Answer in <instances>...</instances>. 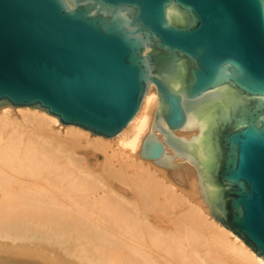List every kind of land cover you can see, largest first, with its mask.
Returning a JSON list of instances; mask_svg holds the SVG:
<instances>
[{
  "label": "water",
  "instance_id": "obj_1",
  "mask_svg": "<svg viewBox=\"0 0 264 264\" xmlns=\"http://www.w3.org/2000/svg\"><path fill=\"white\" fill-rule=\"evenodd\" d=\"M151 85L140 156L264 259V0H0V106L112 137Z\"/></svg>",
  "mask_w": 264,
  "mask_h": 264
},
{
  "label": "bare ground",
  "instance_id": "obj_2",
  "mask_svg": "<svg viewBox=\"0 0 264 264\" xmlns=\"http://www.w3.org/2000/svg\"><path fill=\"white\" fill-rule=\"evenodd\" d=\"M156 103L151 85L110 138L0 106V264H264L209 214L194 168L179 184L140 156Z\"/></svg>",
  "mask_w": 264,
  "mask_h": 264
},
{
  "label": "rangeland",
  "instance_id": "obj_3",
  "mask_svg": "<svg viewBox=\"0 0 264 264\" xmlns=\"http://www.w3.org/2000/svg\"><path fill=\"white\" fill-rule=\"evenodd\" d=\"M9 108H12V111H14V110H17V107L19 108V106H17V107H13V106H8ZM23 107V106H22ZM61 125L63 126L64 124H62L61 123ZM123 130V129H122ZM88 131V130H87ZM178 133H182V134H190V132L188 131H179ZM88 134H90V135H93V134H91L89 131H88ZM117 135V134H116ZM115 135V136H116ZM112 137H114V136H112ZM110 138V137H109ZM98 158L99 159H101V156L100 155H98ZM96 161V158L95 157H93V156H90V162H91V164L92 163H94ZM186 165H187V167H190V168H192L193 169V167H192V165H190V164H188V163H185ZM112 183H114V186L117 188V189H119V188H121V187H123V185L122 184H120V183H118L117 181H113ZM11 264H13V263H11Z\"/></svg>",
  "mask_w": 264,
  "mask_h": 264
}]
</instances>
